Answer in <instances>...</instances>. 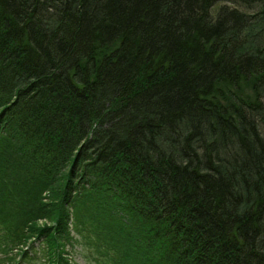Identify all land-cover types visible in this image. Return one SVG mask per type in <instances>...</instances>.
I'll return each instance as SVG.
<instances>
[{"label": "trees", "instance_id": "trees-1", "mask_svg": "<svg viewBox=\"0 0 264 264\" xmlns=\"http://www.w3.org/2000/svg\"><path fill=\"white\" fill-rule=\"evenodd\" d=\"M2 181L23 260L264 264V0H0Z\"/></svg>", "mask_w": 264, "mask_h": 264}, {"label": "rangeland", "instance_id": "rangeland-1", "mask_svg": "<svg viewBox=\"0 0 264 264\" xmlns=\"http://www.w3.org/2000/svg\"><path fill=\"white\" fill-rule=\"evenodd\" d=\"M7 185L4 181L0 183V264H46V252L45 249L41 250L44 247L41 242L34 245L36 247L28 258L23 260L21 257L22 249L28 246L22 248L24 244L19 245V240L25 236L21 214L31 203L32 197L24 201L26 205L14 204L9 196L11 190L9 194L7 192ZM83 215L87 216L80 227L83 230L72 231L74 247L69 248V254H65L69 264H122L121 258L127 253L126 244L122 242H128L127 234L119 233L118 237L111 231L103 232L94 224L95 213L89 210L88 215ZM40 223L43 226L46 221ZM123 264L131 263L124 261Z\"/></svg>", "mask_w": 264, "mask_h": 264}]
</instances>
